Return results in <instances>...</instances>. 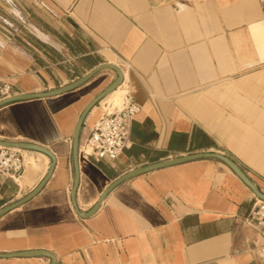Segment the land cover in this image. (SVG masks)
Wrapping results in <instances>:
<instances>
[{"label": "crops", "instance_id": "crops-1", "mask_svg": "<svg viewBox=\"0 0 264 264\" xmlns=\"http://www.w3.org/2000/svg\"><path fill=\"white\" fill-rule=\"evenodd\" d=\"M102 64L120 67V86L140 111L117 158L79 152L81 212L126 172L200 152L230 157L264 193V0H0V85L10 84V96L59 88ZM116 77L105 68L67 92L0 107V140L55 157L43 188L0 216V253L46 250L54 264H264L261 238L236 223L257 197L216 158L133 176L93 214L75 212V127ZM101 101L84 117L79 146L104 113ZM18 149L24 169L14 179L0 174V209L31 192L51 163Z\"/></svg>", "mask_w": 264, "mask_h": 264}, {"label": "water", "instance_id": "water-1", "mask_svg": "<svg viewBox=\"0 0 264 264\" xmlns=\"http://www.w3.org/2000/svg\"><path fill=\"white\" fill-rule=\"evenodd\" d=\"M105 68H110L114 70L117 74V77L113 82H111L106 88H104L101 92H99L82 110L76 127L75 131L73 134L72 142H71V152H72V162H73V168H74V181L73 185L71 188V202L72 206L75 210V212L82 216V217H87L91 214H93L96 209L99 207L100 203L104 199V197L113 189L115 188L118 184L124 182L125 180L148 172L150 170L194 160V159H200V158H216L221 160L223 163H225L255 194V196L258 199H261L264 201V193L259 190V188L252 182V180L245 174V172L237 165V163L232 160L230 157L217 153V152H200V153H193V154H188L185 156L177 157V158H172L168 160H164L161 162H157L154 164L142 166L139 168L132 169L116 180H114L111 184H109L105 190L101 193L100 197L98 198L97 202L92 206V208L87 211V212H81L78 209V206L76 204L75 200V193L76 189L78 186V181H79V168H78V155H79V133L81 126L83 124V120L85 115L95 106L97 105L102 99H104L106 96H108L116 87H118L123 78V73L117 65L114 64H102L91 70L89 73L85 74L84 76H81L80 78L70 82L69 84H66L64 86H61L59 88H55L52 90H47L43 92H33V93H21V94H16L12 96H8L6 98H2L0 100V107L12 102H17V101H22V100H29V99H35V98H43V97H50L53 95L61 94L64 92H67L69 90H72L84 82L88 81L91 77H93L97 72H99L102 69ZM0 146H6V147H13V148H21V149H31V150H36L39 152H42L46 154L50 158V166L48 169L47 174L44 176V178L41 180V182L31 191L29 192L26 196L23 198L8 204L4 206L3 208L0 209V216L4 214L5 212L21 205L22 203L26 202L30 198H32L35 194H37L44 186L45 182L49 178L50 174L52 173V170L54 168L55 164V157L53 153L47 149L44 146L31 143V142H21V141H6V140H0ZM47 255L51 258V264H54L55 258L54 256L46 251V250H28V251H20V252H11V253H0V257H9V256H29V255Z\"/></svg>", "mask_w": 264, "mask_h": 264}, {"label": "built area", "instance_id": "built-area-1", "mask_svg": "<svg viewBox=\"0 0 264 264\" xmlns=\"http://www.w3.org/2000/svg\"><path fill=\"white\" fill-rule=\"evenodd\" d=\"M11 86L8 83L0 85V96H10ZM114 108V109H113ZM111 111L104 112L93 124L87 138L86 146H90V152L84 149L83 153L99 160L102 158L115 159L127 147L132 123L140 106L129 90H124L119 107H113ZM82 152V146H79ZM24 169V157L20 149L0 146V174L14 179ZM240 227L250 228L264 241V201L256 198L249 213L236 221Z\"/></svg>", "mask_w": 264, "mask_h": 264}, {"label": "bare ground", "instance_id": "bare-ground-1", "mask_svg": "<svg viewBox=\"0 0 264 264\" xmlns=\"http://www.w3.org/2000/svg\"><path fill=\"white\" fill-rule=\"evenodd\" d=\"M84 89V88H83ZM122 91H123V89H122V87L119 85L118 87H116L108 96H106L102 101H101V103L104 101V100H108V101H110V103H111V105H110V108L112 109L114 106H116V105H119L120 104V102L122 101ZM30 103V102H29ZM17 106V105H16ZM13 112V111H12ZM65 118V117H64ZM62 127V126H61ZM239 133V132H238ZM235 134V133H234ZM236 135V134H235ZM39 141V140H38ZM90 150H91V148H90V146L88 145L87 147H86V151L87 152H90ZM44 159V158H43ZM27 161H28V164H30L32 167H36L37 166V163L38 162H36L34 159H33V157L31 156V157H29L28 159H27ZM261 169V168H260ZM5 219V218H4Z\"/></svg>", "mask_w": 264, "mask_h": 264}, {"label": "rangeland", "instance_id": "rangeland-1", "mask_svg": "<svg viewBox=\"0 0 264 264\" xmlns=\"http://www.w3.org/2000/svg\"><path fill=\"white\" fill-rule=\"evenodd\" d=\"M123 89V91H122V96H123V94H124V88H122ZM253 100L255 99V98H252ZM105 102H106V104H107V107H105L106 106V104H105ZM105 102L102 104L103 105V108H104V112H106V111H111V110H113V109H111L110 108V105H111V103H110V101H108V100H105ZM120 104H121V102H120ZM120 104L119 105H116L117 107H119L120 106ZM116 106H114V107H116ZM236 111V112H235ZM239 111V110H238ZM236 109L234 110V112L236 113V114H238V113H240V112H238ZM239 115V114H238ZM86 144H87V140H85V141H83V143H82V152L84 151V149H86ZM27 163H28V161H27ZM259 242H260V244H262V245H264V241L261 239V241L259 240ZM260 250H261V253H262V257L264 258V248H260Z\"/></svg>", "mask_w": 264, "mask_h": 264}]
</instances>
